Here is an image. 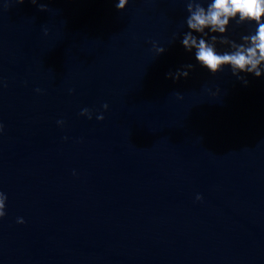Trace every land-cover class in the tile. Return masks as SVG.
I'll return each mask as SVG.
<instances>
[{"label":"water","instance_id":"water-1","mask_svg":"<svg viewBox=\"0 0 264 264\" xmlns=\"http://www.w3.org/2000/svg\"><path fill=\"white\" fill-rule=\"evenodd\" d=\"M0 264H264V0H0Z\"/></svg>","mask_w":264,"mask_h":264}]
</instances>
